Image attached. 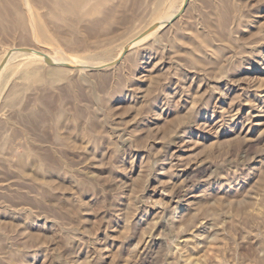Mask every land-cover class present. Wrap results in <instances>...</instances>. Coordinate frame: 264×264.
I'll list each match as a JSON object with an SVG mask.
<instances>
[{"label": "rangeland", "instance_id": "rangeland-1", "mask_svg": "<svg viewBox=\"0 0 264 264\" xmlns=\"http://www.w3.org/2000/svg\"><path fill=\"white\" fill-rule=\"evenodd\" d=\"M185 2L0 0V264H264V0Z\"/></svg>", "mask_w": 264, "mask_h": 264}, {"label": "bare ground", "instance_id": "bare-ground-1", "mask_svg": "<svg viewBox=\"0 0 264 264\" xmlns=\"http://www.w3.org/2000/svg\"><path fill=\"white\" fill-rule=\"evenodd\" d=\"M186 1V0H185ZM183 4V3H182ZM181 4V5H182ZM180 7H183V6H180ZM181 11V8L180 9H178L177 11H174L169 17H167V18H165V20H162L163 21V23H161L159 26H158V28L157 29H155V31H157V30H159L164 24H166L167 22L169 23L171 20H172V18L175 16V15H177L179 12ZM161 22V21H160ZM146 31V30H145ZM144 31V32H145ZM155 31H153V32H150L149 34H147L144 38H142L141 40H138V41H135L134 42V40L138 37V36H136L135 38H133L132 40H130L125 46H124V48H123V53H124V51H127L129 48H131V47H133V46H135V45H139L140 43H142V42H144V41H146V40H148L150 37H151V35H154V33H155ZM141 34V33H140ZM28 48V47H27ZM32 49V48H31ZM33 50H37V51H40V52H42L43 53V55L45 54V57H43L42 55H38L36 52H26V54H29V56H27V57H29L30 59H32V60H35V59H38V60H45L48 64H56V63H62L63 61H61V60H56V59H54V58H51V56H49L48 54H46L45 53V51H43L42 49L40 50V48L39 49H34L33 48ZM15 52H17V51H14V53L12 54V52H10L9 53V55L10 54H12V56L11 57H13V55H15ZM19 52V51H18ZM20 52H23V51H20ZM125 54V53H124ZM123 54V55H124ZM121 56V55H120ZM118 58V57H117ZM117 60V59H116ZM115 60H112V61H110V62H107V63H105V64H102V65H109V64H111V63H113ZM68 62V61H67ZM66 62V63H67ZM70 63V65L71 64H73L72 66H74V67H78V68H83V69H85V68H93V67H96L95 65H93V63L91 64H88V63H80L79 61L78 62H76V61H70L69 62ZM52 64V65H53ZM64 64V63H63ZM68 64V63H67ZM61 66H62V64H60ZM3 66V65H2ZM53 67V66H52ZM65 67V66H64ZM54 70V73H55V71H56V69L55 68H53ZM1 70V69H0ZM50 70H52V68L50 69ZM59 71V70H58ZM193 235V234H192ZM219 264V263H218Z\"/></svg>", "mask_w": 264, "mask_h": 264}, {"label": "water", "instance_id": "water-1", "mask_svg": "<svg viewBox=\"0 0 264 264\" xmlns=\"http://www.w3.org/2000/svg\"><path fill=\"white\" fill-rule=\"evenodd\" d=\"M188 2V0H186V2H185V4ZM185 4H184V6H185ZM184 6H183V8H184ZM183 8H182V10H183ZM182 10L178 13V15H180L181 14V12H182ZM158 24L156 25H153L152 27H150L149 29H147L145 32H143V33H141L134 41H138V40H140V39H142V38H144L147 34H149L150 32H152L153 30H155L156 28H158ZM16 51H23V52H36L38 55H42L43 57H45V54L43 55V53L42 52H40V51H37V50H33V49H31V48H27V47H23V48H18V49H16ZM7 60V59H6ZM6 62V61H5ZM5 64V63H4ZM3 64V65H4ZM62 66H65V67H68V68H73L74 66H72V65H70V64H67V63H64V64H62ZM3 67V66H2ZM2 67H1V69H2Z\"/></svg>", "mask_w": 264, "mask_h": 264}]
</instances>
